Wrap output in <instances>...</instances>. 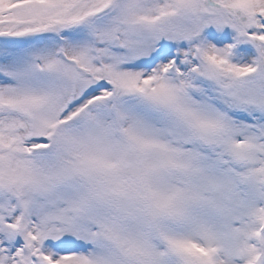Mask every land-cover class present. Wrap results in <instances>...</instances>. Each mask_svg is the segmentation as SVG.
Masks as SVG:
<instances>
[{"label": "snow or ice", "instance_id": "6c2138e0", "mask_svg": "<svg viewBox=\"0 0 264 264\" xmlns=\"http://www.w3.org/2000/svg\"><path fill=\"white\" fill-rule=\"evenodd\" d=\"M0 264H264V0H0Z\"/></svg>", "mask_w": 264, "mask_h": 264}]
</instances>
